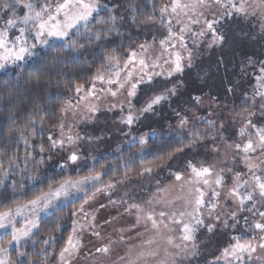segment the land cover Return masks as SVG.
Listing matches in <instances>:
<instances>
[{
	"label": "snow or ice",
	"instance_id": "1",
	"mask_svg": "<svg viewBox=\"0 0 264 264\" xmlns=\"http://www.w3.org/2000/svg\"><path fill=\"white\" fill-rule=\"evenodd\" d=\"M236 44L239 81L188 91ZM0 73V264H201L205 234L203 264H264V0H0Z\"/></svg>",
	"mask_w": 264,
	"mask_h": 264
},
{
	"label": "rangeland",
	"instance_id": "2",
	"mask_svg": "<svg viewBox=\"0 0 264 264\" xmlns=\"http://www.w3.org/2000/svg\"><path fill=\"white\" fill-rule=\"evenodd\" d=\"M107 3L110 4V2ZM244 48L254 53H256L257 51L260 52L259 46L252 44H248L246 46L236 44L232 48H225L223 52H221L219 49H217L215 52H206L202 58V65L204 70L208 73V75L204 77L203 81H201L196 78L194 72L191 73L187 78V82L189 85L188 91L203 89L204 92H208L210 94L221 92V90L225 87V85H227L229 81H232L234 73H237L239 71L238 64H235L233 61L234 60L233 53H230L228 51H232V52L237 51V54H240L242 50V52L245 54ZM221 55H223L226 58V66L222 64L219 67V69H217L215 66V60L217 57ZM238 57L242 58V54L241 56L238 55ZM234 69H236V71ZM226 73H227V77H226ZM201 75H203V73H201ZM186 95L187 93H185V98ZM167 115H169V112L167 109H165L162 113V116H167ZM116 116L117 113L115 112L103 111L102 114L99 115L97 122L88 126L87 131L93 133L94 135H106L107 137H109L104 142H101L98 146L97 151L91 153V155L106 153L108 154V156H116L118 154L115 153L113 150L117 148V145L124 142L126 138L116 131L117 125L113 123ZM160 118L161 117H156L154 119H160ZM147 130H148L147 128L141 129V131H147ZM125 147H127V145H125ZM130 175L132 176V180L130 181L131 184L134 183L136 176L135 174H130ZM136 187L138 188V185H136ZM113 198H116L115 194ZM107 199H108L107 196L104 195H101L98 198L99 202L101 203H107ZM96 206L98 207V204ZM101 212L104 213V210H101ZM109 231H111V229H109ZM132 235H133V239L129 240L128 244L130 246H136L140 243V241L139 239L135 238L134 233ZM203 239H204V243L201 245V247L204 249V251L201 259L206 258L210 253V251H213L215 253L217 247L220 245L219 243H223L222 241H224L225 237L221 235L209 236L205 234L203 236ZM80 264H86V262L82 259Z\"/></svg>",
	"mask_w": 264,
	"mask_h": 264
},
{
	"label": "trees",
	"instance_id": "3",
	"mask_svg": "<svg viewBox=\"0 0 264 264\" xmlns=\"http://www.w3.org/2000/svg\"><path fill=\"white\" fill-rule=\"evenodd\" d=\"M107 2H110L109 6L111 7L113 4H115L117 6L122 5V4L126 3V0H107ZM141 3H143V0H141ZM130 31H132V35H133L134 39H140V40L144 39V35L140 34L137 30H130ZM228 52L233 53V56H234V60L233 61H234L235 64L239 65V62L243 59V56H244V53L242 52V50H241L240 54H237V51L236 52L228 51ZM245 53L252 54L254 52H251L250 50L245 49ZM259 53L260 52L257 51L256 55H259ZM241 54H242V58L241 57L239 58L238 55L241 56ZM234 70L236 71V69H234ZM249 71H251V69H249ZM226 77H227V73H226ZM12 78H13V74L12 73H8L7 75H5L4 73H0V82L6 81V80L10 81V80H12ZM239 80H240V74H239V71H238L237 73H234L233 78H232V82H237ZM248 86H249V80H248L247 77H245L244 81L240 82V87L247 88ZM223 89L219 93L222 94L223 93ZM211 94L212 95H216L217 93H211ZM21 97H22L21 99L17 100V104L22 109L23 107H25V106L30 104V98L28 96H26V95H23V91L22 90H21ZM235 102L239 103V100L236 99ZM6 103H7L6 100L0 99V104H6ZM19 114L21 116H23V112L22 111ZM204 115H206V113H204ZM131 151H135V149H132ZM114 159H115V156H108V161L107 162H111ZM124 159H128V156L125 155ZM102 162H104V161H102ZM131 174H135V173L133 172ZM219 244H222V243H219ZM213 253H214L213 251H210V253L208 254V256L206 258L207 259H211ZM201 264H203V259H201Z\"/></svg>",
	"mask_w": 264,
	"mask_h": 264
}]
</instances>
